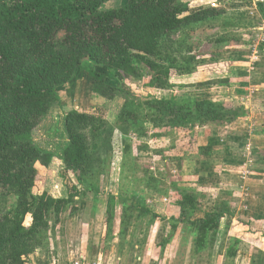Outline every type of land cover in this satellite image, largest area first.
Wrapping results in <instances>:
<instances>
[{
  "label": "trees",
  "instance_id": "trees-1",
  "mask_svg": "<svg viewBox=\"0 0 264 264\" xmlns=\"http://www.w3.org/2000/svg\"><path fill=\"white\" fill-rule=\"evenodd\" d=\"M107 1L110 0H0V264H26V258L41 249L40 240L51 221L53 227L62 214L71 217L78 210L67 188L57 197L48 193L34 195L30 189L37 179L36 168L48 165L51 159V154L34 142L32 131L59 99L60 87L71 83L79 72H85L90 93L107 100L123 99L117 122L123 123L129 133L147 138L146 125L151 124L167 130L154 134L156 137L181 132L188 136L187 142L181 139L184 144L174 138L179 148L171 147L168 153L177 157L197 155L190 156L196 139L185 130L179 131L180 126H223L243 113L242 106L206 97L136 101L126 89L105 78L104 69H112L116 79H144L147 86L170 91L176 87L172 79L183 68L180 63L192 62L198 56L192 54L186 60L182 55L183 48L191 52L188 36L203 32L211 46L199 56L211 55L218 46L230 41L236 46H250L249 40L231 32L224 36L205 34L216 18L227 17L224 8L204 6L198 0H124L121 7L101 10ZM255 7L264 19V0H257ZM221 24L237 26L228 17ZM175 35L178 38L174 39ZM228 81L229 78H218L193 86L224 85ZM251 105L255 111H264V98L252 99ZM63 115L67 143L59 169L69 171L79 185L87 188L85 191L96 194L100 188L93 171L96 142L102 137V143H108L113 126L95 114L72 108L64 110ZM141 141L137 148L149 149ZM185 142L188 148L184 147ZM121 143V151L130 154L131 146L124 139ZM150 150L159 160L166 158L162 151ZM198 151L204 155L211 153L209 146L198 147ZM139 182L145 193L169 198L166 216L152 212L142 196L140 203L135 194L119 195L117 201L110 196L105 209L108 229L118 202L122 209L120 234L126 233L132 219L145 230L157 219H166L170 237L180 227L188 228L193 254H199L212 247L222 219L233 215V204L224 200H216L208 210L200 208L204 193L183 186L181 179L172 174L167 175V189L148 173ZM9 196L14 200L7 208ZM198 211L202 215H197ZM245 226V235L232 237L227 244L226 261L237 255L242 237L252 235L250 240L254 243L264 241V231L259 227ZM167 242L168 238H164L161 248ZM45 264H49L47 256Z\"/></svg>",
  "mask_w": 264,
  "mask_h": 264
},
{
  "label": "rangeland",
  "instance_id": "rangeland-1",
  "mask_svg": "<svg viewBox=\"0 0 264 264\" xmlns=\"http://www.w3.org/2000/svg\"><path fill=\"white\" fill-rule=\"evenodd\" d=\"M198 3L204 4V6L213 5L211 2L207 3V0H198ZM122 5H124V0H110L103 3L100 9L109 10L121 7ZM221 18H216L213 21L214 25L208 26L205 29L206 35L224 36V34L231 32V34L249 40L251 45L240 47L230 41L225 45L218 46L211 55L199 56L200 52L203 53L204 49H209L211 46L206 43L203 32L199 33L197 31L194 36L187 37L191 52H186L184 48L181 52L186 60L189 55L197 54L198 56L192 62H185L180 57L179 60H183L180 63L183 68L172 79L176 87L170 91L147 86L144 79L125 80L120 76L116 79L112 69H109L111 71L104 69L106 80L126 89L136 101L168 98L171 96H175L178 99L185 97L201 98L207 94L204 93V89L208 85L202 86L201 90L194 89L193 85L217 80L218 78H229L228 76L231 74L230 69L238 68L239 65L234 64L238 61L247 62L248 64L245 66L252 72H255V74L264 71V33L248 29L247 25H242L244 28H241V26H236V28H231L230 26L222 27L221 22L223 18L227 17L224 15ZM178 36L175 35L173 38L176 39ZM197 39H199V42ZM253 53L256 55L254 58L252 57ZM85 86L86 74L84 71H81L76 79H73L70 84H67L63 90L59 91V99L52 105L46 117L32 131L34 142L45 152L50 153L51 159L48 165H39L36 168L37 179L30 189L31 193L34 195L48 193L53 197H57L64 194L65 188H67L68 193L70 192L73 195L74 203L78 206V210L70 221L68 220L69 217H66L65 214L61 215L60 221L53 227L51 226L53 223L51 221L50 227L45 230L41 238L42 240H40L39 246H41V249L28 256L25 260L26 264H45L46 256L48 257V262L51 263L52 259H56V264H71L77 258H80V244L82 242L83 245L82 240L84 239L85 241L83 235H87V233L88 236L90 235L88 249L92 253L91 255L95 256L93 257L95 259H91L92 261L90 262L99 261L101 262L100 264H257V261L259 262L258 264H264V254L262 256V252L258 249H252L251 256L254 259L246 261L249 248L246 247V244L242 240L238 244V254L230 262L225 260V246L230 243L232 237L240 236L239 233L242 232L245 224H250L249 222L242 221L240 215L235 210L233 212L234 216H232L236 222L234 220L235 223L231 225L233 218L229 216L227 220L225 218L221 223L224 231L221 228L220 231H217L212 247L206 249L203 254H193L188 228L183 229V227H180L174 236L170 237L171 228L166 219H157L146 230L142 228L140 222L132 219L129 227L126 229V233L120 234L122 209L118 202L115 205L112 226L108 229L105 226V209L110 196H114L117 201L119 200V195L135 194L137 203L142 202L141 198H139L142 196L145 205L155 214H158L157 212L163 209L162 204H165V200L163 199L166 198L167 202L168 198H163L152 193H145L139 179L146 177V173H148L158 178L161 181L160 186L167 189V175L172 174L174 177L181 178L179 172H172L169 169H173L172 166L175 164L174 159H169L170 161L167 162H158V155L153 154L150 149L162 151V155L166 154V158L175 157L168 153L171 147L179 148V146H175L177 141L174 138H179L180 140L185 138L186 142L189 138L183 135L182 132L174 133L176 136H173L174 134L172 133L169 136L156 137L154 134H164L167 130L155 128L151 124L146 125L149 130L148 137L139 138L129 133L123 123L117 122V115L123 103L122 98L116 97L113 100H107L92 93L85 95ZM213 91H211V94H215L216 91ZM215 95L219 96L217 100L221 102L226 100L220 94ZM234 101L233 103L229 99L226 100L227 104L231 103L237 107L239 105L242 106L240 101L235 97ZM73 106H77L78 109L84 108L87 110L96 107V111L92 112L98 114V116H102L113 126V133L110 139H108V143H102V137L96 142V149L93 155V159L95 160L93 171L97 174L95 178L100 181V188L96 194L92 191H85L84 189L87 188L79 185L73 174L69 171L59 169L62 150L66 144V136L65 131H62L60 127L59 129L57 128V117L59 118L64 110ZM254 108L251 105V110L255 111ZM180 127L179 131L185 130L188 133L187 135L196 139L197 125H188L187 128ZM118 134H120V138ZM123 139L131 146L130 154L129 152L123 153L121 151L123 147L121 140L123 141ZM139 140H142L141 144L146 142L149 149H138ZM185 140H181L183 144ZM184 147L188 148L189 146L186 144ZM194 155L196 153L190 156L194 157ZM84 193L87 196H83ZM145 196H149V198L146 199ZM148 199H151V202ZM13 200L12 196L7 198V208L11 206ZM202 204L203 202L201 201L200 208H202ZM153 210H156V212ZM101 214H104L103 217ZM158 215L164 217V215ZM27 222L28 219L25 221V224ZM236 225L237 230L234 229ZM230 226H233L232 229H230ZM250 226L254 225L250 224ZM164 238H168V242L161 248L160 243ZM68 250H70L69 254ZM220 255L223 258L217 261V256L220 258Z\"/></svg>",
  "mask_w": 264,
  "mask_h": 264
},
{
  "label": "crops",
  "instance_id": "crops-1",
  "mask_svg": "<svg viewBox=\"0 0 264 264\" xmlns=\"http://www.w3.org/2000/svg\"><path fill=\"white\" fill-rule=\"evenodd\" d=\"M256 1L207 0V3L211 2L214 6L224 8L228 19L235 21L237 26L244 28L242 25H247L248 29L264 33V19L261 18L256 10ZM252 57H256L255 53L252 54ZM234 64L239 66L238 68L230 69L231 74L228 76L230 79L228 83L224 85H208L204 89V93L207 94L203 97L217 100L219 96L215 94H220L223 96L222 98L229 99L233 103L235 102V97L245 109L242 115L223 126L197 127V137L193 151V153L197 154L196 157H167L163 160H158V162H167L170 161L169 159H174L175 164L172 166L173 169L169 168L170 171L179 172L183 186L204 193V197L201 200L203 202V209L208 210L216 200L228 201L233 204L235 212L240 215L242 221L249 222L251 225L259 227L264 231V111L251 110L252 99L264 98V71L255 74V72H252L245 66L248 64L247 62L238 61ZM76 78L77 76L74 79ZM67 84L62 85L59 91L63 90ZM201 87L194 86L193 88L201 90ZM212 90L216 91L215 94H211ZM59 91L58 95H60ZM88 93L90 95V90L86 85L84 94ZM71 108L98 116V114L92 112L96 111V107H92L90 110L84 108L78 109L77 106ZM99 117L103 118L102 116ZM59 127L64 131L63 113H61L59 118L57 117V128L59 129ZM118 137H121L120 134H118ZM202 146H209L211 153L209 155L201 154L198 151V147ZM145 198L147 199L149 196H145ZM163 200H165V204H162L163 209L157 213L165 217V207L169 202V198L167 202L166 198ZM148 201L151 202V199H148ZM201 201L199 202V206ZM153 211L156 212V210ZM103 215L101 214L102 217ZM197 215H202V211H198ZM233 216H229L233 218L231 225L236 222ZM225 218L227 220V217ZM71 219H73L72 216L68 218L69 221ZM232 227L230 226V229ZM220 228L223 230L221 224L219 231ZM234 229H238L237 225L234 226ZM246 230L247 226H244L242 232L239 233L240 236H244ZM83 237H85V241L82 238L83 245L81 242V249L79 250L81 252L79 254L80 258H77V260L81 259L82 261L90 262L92 261L91 259H95L93 258L95 256H92V253L88 249L90 235L88 236L87 233ZM251 237L253 236L248 235L247 239L242 237V241L249 248L246 261L254 259L251 256L252 249L260 250L262 256L264 254V241L254 243L250 240ZM226 247L227 245L225 249ZM203 252L199 254H203ZM222 258L221 255L220 258L217 256V261ZM95 263L101 262L95 261Z\"/></svg>",
  "mask_w": 264,
  "mask_h": 264
},
{
  "label": "built area",
  "instance_id": "built-area-1",
  "mask_svg": "<svg viewBox=\"0 0 264 264\" xmlns=\"http://www.w3.org/2000/svg\"><path fill=\"white\" fill-rule=\"evenodd\" d=\"M52 260H53L52 263L56 264V259H52ZM71 264H100V263L82 261V260L78 259V260L73 261Z\"/></svg>",
  "mask_w": 264,
  "mask_h": 264
}]
</instances>
